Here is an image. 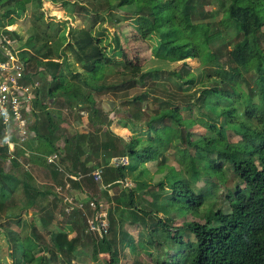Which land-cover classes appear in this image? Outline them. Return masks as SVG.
Segmentation results:
<instances>
[{"label": "trees", "instance_id": "trees-1", "mask_svg": "<svg viewBox=\"0 0 264 264\" xmlns=\"http://www.w3.org/2000/svg\"><path fill=\"white\" fill-rule=\"evenodd\" d=\"M31 1L33 0H0V10L5 8L0 13V35L13 36L16 33L5 28V25L12 22L10 15L14 11L23 13L25 4ZM41 1L43 2L39 0ZM113 7H123L125 12L136 14L144 38L149 37L152 32L159 33L156 48L153 47L154 57L166 62H181L180 69H174L172 73L182 88H190L196 84L197 77L188 66V59L196 57L204 65H212L210 69L214 71L209 73V80L214 82V85L197 87L193 93L187 95L185 103H178L174 92L165 98L155 95L153 98L158 101L156 106L147 105L146 109H142V102L148 98L149 93L133 96L131 103L138 104V107L134 110L129 109L128 117L132 121L140 122L141 128L143 125L149 127L145 139L134 136L123 145L121 138L114 135V138L104 140L100 149L98 143L100 129L97 122L92 123L94 131L77 133L69 137L62 151L61 161L67 171L83 176L79 181L66 178L74 188L80 189L82 181L88 183L92 191L98 188L99 183L92 175V168L87 164L92 160L96 169H103L105 181L125 179L127 174L132 175L138 171L137 189L127 188L114 198V204L118 208L117 212L111 210L109 213V230L114 232L110 238L108 235L92 236L93 234L88 232L86 217L81 209H74L70 213L64 210L70 216L69 219L64 221L63 227L55 231L50 230L56 217L55 203L59 201L55 195L47 205L38 208L40 225L48 230V241H42L44 237L37 223L26 222L27 233L22 238L14 239L10 256L16 264L21 260L22 263L34 261L36 264H49L60 260L61 264H70V259L75 256L74 251L80 244H84L83 238L87 236L96 260L99 258L98 254L106 253L109 256L107 264H120L116 246L118 238L115 237L117 233L115 230L118 231L121 226L117 221V218H120L125 223L139 224L146 231H151L148 233L149 239H139L135 245L128 241V244L132 246V250L141 248L157 255L156 260L152 259L158 264H264V0H224L223 9L226 7L231 22L235 23L240 32V40L228 50L225 60L220 59L219 54L222 49L228 48L229 44L225 43L211 49V36H208L196 22L197 18H205L209 11H204L203 6L201 7L196 0H117ZM4 19L7 20V24L4 23ZM103 35L104 33L96 35L94 28L73 30L68 45L81 64L82 71L77 72L69 68L66 60L64 62L55 60L61 54L58 55L52 50L54 46L49 47L46 44L44 47H47V50L43 52L42 47H35V41L31 38L28 40L32 49L42 53L39 54L40 57L46 59L42 62L34 57L37 66L43 63L52 77L45 95L54 109H47L38 103L39 101L34 102V106L42 110L43 120L34 128L40 138L47 140L46 152L53 151V137L59 128L58 111L55 109L68 106L74 108L79 102L87 103L95 118L108 123L107 115L102 110L94 108L95 101L91 91L100 92L101 88L107 92L118 91L130 82L122 81L116 84L106 82V69L114 64L116 57H123V53L117 34L113 35L115 46L109 48L111 53L102 45ZM20 56L26 65L30 63L31 57H25L23 54ZM0 58H3L1 48ZM124 61L126 63V60ZM183 67L189 70H181ZM65 71L70 75V79L64 74ZM252 71L256 75L254 82L258 88L247 89L248 79L244 78L243 72ZM148 76L154 80L158 76V71L150 70ZM138 82L139 79L131 81L130 87L136 86ZM85 88L90 93L82 95L81 91ZM258 89L262 97L255 104L252 97ZM182 104H187L186 107H198L199 111L207 115L206 127L215 132L216 136L199 139L193 137L191 128L194 127L196 119L191 115L189 117L182 115L181 108L185 107ZM144 113L147 119L142 117ZM220 117L224 118V124L218 122ZM255 119L260 123L258 126L249 122ZM228 130L239 134L241 140L229 141ZM111 133L112 131L108 129L104 132L105 137H109ZM0 137L5 138L2 121ZM74 141L76 143H73ZM78 141H86L85 151L81 149ZM169 147L175 150V158L177 157L183 168L178 169L169 165L167 176L159 181L156 191L149 190L152 209L139 208L137 200L142 198L139 191L149 187L147 164L153 161L163 164L165 152ZM80 151L86 155L83 160L77 157ZM124 155L128 156V165L114 167L109 163L111 157ZM6 158L8 147L0 145L2 179L0 199L6 195L2 186L3 181L13 183L9 182L10 191L14 190V181L17 182L16 177L7 174L1 166V162ZM9 160L16 164L15 159ZM226 165L234 171L239 183L228 195L230 209L223 211L210 208L202 215L205 219L203 223L185 221L181 227L173 229L172 222L176 216L189 213L200 215L204 207L208 191L205 186L199 190L193 186L198 180L197 172L203 171L207 176H214L222 173ZM53 171L55 175L60 174L57 167H53ZM61 175L62 178L57 180L63 186L66 183V176ZM18 181L20 182V179ZM22 182L28 198L25 205L31 206V200L35 195L47 196L46 190L41 191L32 187V192L29 181ZM91 201L95 208L89 205ZM87 202V209L98 208L97 200L89 197ZM23 209L24 206L18 209L20 216ZM172 213L174 215H171ZM0 227H4L3 224L0 223ZM72 232L74 234L69 236ZM159 234H162V238ZM126 236L127 233L124 232L121 240L124 241ZM36 247L38 250L35 252ZM158 249L164 256L167 255L168 249L171 256L161 257L155 254L153 250ZM40 251L42 254L35 256V259H29L26 255V253L34 255Z\"/></svg>", "mask_w": 264, "mask_h": 264}, {"label": "rangeland", "instance_id": "rangeland-1", "mask_svg": "<svg viewBox=\"0 0 264 264\" xmlns=\"http://www.w3.org/2000/svg\"><path fill=\"white\" fill-rule=\"evenodd\" d=\"M196 2L201 5V7L203 6L202 9H204V11H209L205 18H197L196 22H198L200 28L202 27L205 30L208 36H211V49L218 48L225 43L229 44L228 48L222 49L219 54V58L225 60L228 50L233 48L235 43L240 40V32L238 28L235 23L231 22L228 13L225 10L226 7L223 9L224 0H196ZM115 3H117V0H97L93 2L87 0H57V2L43 0V2H39V0H33L25 4V14H27V17H24L23 13H19L18 11L12 13L14 14L13 17L11 16L12 14L10 15L12 17V24L10 23L9 25L11 27L15 26L21 34V37L17 38L16 36L18 42H16V39L13 40V46L17 49L19 48L18 45H22L31 38L35 41V47H42L41 50L43 52L47 50V47L44 46L48 44L49 47L54 46L52 50L56 51L58 55L61 53L62 55L70 54V56L74 57V61L78 62L68 45L73 30L78 29V27L94 28L96 35L98 33H104L103 37H101L103 40L102 45L106 46L108 53H111L109 48L115 46L113 35L117 34L120 39L123 57H116L114 64L106 69V82L108 84H116L121 83L122 81H130L126 83V87H130L131 81L139 79V82L136 86L130 88L124 87L122 90H114L115 92H107V90H105V93L98 94L97 97L98 99L103 97V99L108 98L116 101H119L121 98L130 100L129 106L118 104L119 106L117 108H125L126 110L129 108L134 110L135 107H138V104L134 105L131 103L132 98L133 96L144 92L149 94L148 98L142 102V109H146V106L151 104L156 106L158 101L153 98L155 95L165 98L174 92L175 95H177L176 101H178V103H185L187 95L193 93L197 87L214 85V82L209 80V73L214 71L210 69L212 65H204L202 61L196 57L194 59H188L189 69H191L197 77L196 84L190 88H182L180 83L177 82L176 76L172 73V70L180 69L182 65L181 62H166L154 57L153 47L156 48L160 36L159 33L152 32L149 37L144 38L143 29L137 21L138 16L136 14L125 12L123 7H113ZM4 9L5 8L1 9L0 13L3 12ZM3 21L5 24L8 23L6 19ZM5 45L7 46V44L2 43V41L0 42L1 50L4 51L6 49L4 47ZM31 50L33 51V49ZM33 52L38 55L42 54L35 51ZM31 60L32 62L30 65L33 66L34 57L31 56ZM124 60H126V63ZM78 64L79 67H81L79 62ZM189 69L185 67L181 68V70L186 71ZM150 70L153 72L158 71V76L154 80L148 78V72ZM243 75L245 79H248V83L246 84L247 89L258 88L254 82L256 75L253 71L243 72ZM185 87H187V85ZM261 97V91L259 92L258 89V92L252 97L253 103L257 104ZM182 105L185 106L184 108H181L182 115L184 117H189L191 115L196 119L194 127L191 128L193 137L199 139L200 137L216 136L215 132L210 131L206 127L207 125L205 124V121H207V115L199 111L198 107H186L187 104ZM127 106L129 108H127ZM258 107L259 106H257V108ZM117 108H115L116 111ZM142 117L147 119L145 113L142 114ZM223 119V117H220L218 122L223 123ZM249 122L254 126L260 124L257 119L249 120ZM227 135L229 137L228 140L231 142L241 140V136L232 130H228ZM191 152H193V150H191ZM176 158L175 150H172L169 147L167 152H165L163 164L160 165L158 161L148 163L149 187L142 188L141 191H139L142 195V198L137 200V206L139 208L152 209L149 190L156 191L159 181L167 176V168L169 165L176 166L178 169L183 168V165ZM134 175L137 177L138 173H135ZM197 176L198 180L193 186L198 190L205 186L208 191L204 207L202 208L200 215L189 213L184 216H176L175 220L172 222L173 229L181 227L185 221H197L203 223L205 219L202 215L205 214L207 210H210V208L213 210L221 209L223 211H228L230 209L228 195L235 190L236 185L239 183L234 171L229 165H226V168H224L222 173L215 174L214 176H207L203 171H198ZM126 189L127 188H123L120 185L115 186L112 189L113 194H108L109 197L107 198L105 193L97 188L95 191H92L90 197L99 201L98 203L102 204L100 208L109 214L111 210L117 212L118 206H115L114 198L119 196L120 193ZM132 189H137V187L133 185ZM19 195L20 194L16 195L14 201H17ZM57 200L59 201H56L55 203L57 205V208L55 209L56 217L50 226V230L52 231L63 227L65 224L64 221L68 220L70 217L66 214V211L65 213L64 210H62L60 199L57 198ZM97 209H95V212ZM86 210L88 215H85V217L89 230L88 219L92 215V210ZM171 215H174V213ZM107 219L108 221L110 220V214ZM30 220H24L22 223L18 224V227L10 221L3 224L4 227L7 226L9 229V234L4 240L3 238H0V264H16L13 261V257L10 256L9 250L13 249L15 238H22L27 233L25 232V223ZM32 221L39 226L38 228L44 237L42 241H48V230L40 225V221ZM117 221L121 225H119L120 228L118 231L115 230V232H117L115 237L116 239L118 238L116 240V246L119 252L120 264H158L153 261V259L156 260L157 255H154L152 252L149 253V250L146 249L143 250L141 248H136L135 250H132V246L128 244V241H132L135 245L139 239H149L148 233L151 231H146L145 228L139 224H133L131 222L125 223L120 218H117ZM88 232L92 235L90 230ZM124 232L127 233V236L124 238L125 240L122 241L121 239ZM113 234L114 232L109 230L107 235L110 238ZM159 236L162 238V234H159ZM184 237L187 238V235L184 234ZM126 238L128 240H126ZM83 240L84 244H80L78 246L79 250L77 248V250L74 251L75 256L70 259V264H107L109 256L106 253H100L98 254V260H96L93 255V247L89 242V238L86 236ZM38 246L42 249L39 244ZM37 250L38 247H36L35 252ZM42 251L37 252L34 255H31V253H26V255L29 259H35V256L42 254ZM153 252L161 257L171 256L168 249H166V256L163 255L160 249L153 250ZM45 253L48 255L47 252ZM19 264L36 263L34 261H24L22 263L21 260ZM49 264H61V261H53Z\"/></svg>", "mask_w": 264, "mask_h": 264}, {"label": "crops", "instance_id": "crops-1", "mask_svg": "<svg viewBox=\"0 0 264 264\" xmlns=\"http://www.w3.org/2000/svg\"><path fill=\"white\" fill-rule=\"evenodd\" d=\"M25 13H26V10H24L23 16L27 17V14ZM13 15L14 14H12L11 16L13 17ZM5 28H7L8 30H11V32L13 31L16 32L14 33L13 36L5 35L7 39L9 40V44H7V46L6 45L4 46L6 49L8 48V46L10 48H13L14 50H16L20 58H21L20 55L23 54V56L25 57H31V56L36 57L38 61L41 60L43 62L46 60L45 58L40 57L41 54L37 55L33 52L34 50L33 51L31 50L32 46L28 44L29 43L28 40L23 44L21 43L22 45H18L19 48L16 49L13 46V40L16 39V42H18L17 38L21 37L19 30H17L15 26L11 27L9 24L5 25ZM1 36L3 37L4 35H0V42L2 38ZM55 60L58 62L59 61L64 62L66 60L68 62L69 68L73 72L82 71L81 67H79L78 62L77 61L75 62L74 57L70 56V54L62 55L61 53L60 57L55 58ZM31 62L32 60L30 61V63ZM30 63H27V70L29 72L31 80L38 79L41 82V85L37 93L35 94L34 100L31 102V110L29 112L27 111L24 114L23 120H25L24 122H26L29 127V136L25 140H20V133H18L15 129L13 130V133L10 136V140L8 142H6L7 135L5 131H4L5 138L2 139L0 137V145H7L8 147V158H6L5 160L1 162V166L3 167L4 171H6L7 174L13 175L17 179V182L14 181L15 186H14L13 191H10V188L8 187L9 182L11 184L13 183L11 181H3L2 186H3L4 192H6V195L0 199V223L5 224L6 222L10 221L11 223L15 224L17 227H18V224L22 223L26 219L27 220L31 219L30 221L32 220L40 221L39 215H38V208L41 206L47 205L50 202V200H52V198L55 197V195L61 200L60 201V203L62 204L61 208H63L62 210H64L65 206L68 203L64 202L62 198V194H59L57 192V187L62 186V184H59L57 180L58 178L60 179L62 178L61 174H64V176H66L65 177L66 183L63 186L65 185L69 186V190L67 191L64 190V193L68 195H73V194L78 195V197L75 198V201L79 200L82 202L83 207H84L82 211L84 212L85 215H88L87 210H86L87 209L86 206L88 205V202L86 200L90 197V195H92L91 193L92 190L88 186L89 184L82 181L81 182L82 186L79 189V188H74L71 182L66 180V178H69L72 180L79 181L83 178V176L77 175V173L74 174V173L67 171L64 163L61 161L62 158H60V163L61 165H63V170H59L57 168V171L60 174L55 175L56 173L53 171V167H57V166L53 164H48L45 160L47 155H50L53 152H55L56 146L60 148L61 153H62V151H64L66 142L68 141L67 139H69V137H72V135L77 134V133H86L89 131H94V127L92 126L93 122H97V125H99L97 127H99L100 129L98 131V136H99L98 143H99L100 149H101L100 146H102L101 145L102 142L106 140L107 138H114V135L120 137L121 138L120 140L122 144L124 145V144H127L129 139L133 138L134 136H141L144 139L147 138V132L149 131V127L147 125H143L141 128L140 122L135 121V120L132 121L131 118L128 117L129 109H130L128 106H129L130 100L121 98L119 101H116V100H111L108 98L103 99V97L98 99L97 97L98 94L105 93V91H102V88H101L100 92L91 91L92 93L91 96L93 100L95 101L94 108L102 110L107 115L109 122L103 123L100 121V119L95 118L94 114L88 108L87 103L79 102V104L74 108H70L68 106L64 108L60 107V109H55L56 111H58L57 119L59 122V128H58V131L55 133V137H53V145H54L53 151L46 152L48 149L46 146L47 140L45 138H40V136H38L34 128V126H37V125L39 126V124L43 121L41 120L42 110L38 107H35L34 102L39 101L38 103H40L41 105H44L47 109H51V110L54 109L53 106L50 104L49 99L45 95L47 91V87L49 86L48 82L52 80V77L48 73V71H46V68L42 65L43 63L39 64L38 66H37L36 61L33 62V66L30 65ZM64 74L67 75L68 79L71 78L70 75L67 74L66 71L64 72ZM87 92L90 93V91H88V89L86 88L83 91H81L82 95L86 94ZM118 104L128 105L127 108L129 109L126 110L125 108L124 109L117 108L119 106ZM115 108H117V111L115 110ZM118 109H121V110H118ZM35 116H37V122L34 121L33 123L32 118L34 119ZM108 129L112 131V133L111 135H109V137H105L104 132L107 131ZM73 143H76V141H74ZM78 143L80 144L79 146L81 147V149L85 151L86 141H82V142L78 141ZM83 153L84 152L81 153L80 151L77 154V157L80 158L81 160H83L86 156ZM70 156L72 157V154H70ZM124 156L127 157L126 165H128L129 164L128 156L126 155ZM118 157H122V156H115V158H118ZM113 158L114 157H111L109 159V163L115 167V165L111 162ZM9 159H15L16 164L10 161ZM87 164L92 168L91 170L94 171L96 169L94 166V161L91 160ZM135 173H138V171H136ZM134 174L132 175L127 174L125 179L132 180L135 183L134 186H136L138 183V179ZM18 179H20V182L18 181ZM22 180L29 181L28 183L31 184L30 185L31 191H32V187L38 188L41 191L46 190L47 196L41 197L39 195H35L32 200L30 199L32 205L31 206L25 205L27 203L28 198L25 195V191L23 189L24 182H22ZM119 180L121 179H111V180L105 181L103 178L102 184L98 182L99 183L98 189H100L101 192L105 193V195L108 198L109 195L113 194L112 192L113 187L119 186V185L122 187V184L119 182ZM1 182H2V179L0 178V183ZM15 194L21 195V196L19 195L17 201L16 200L14 201L16 197ZM30 197H31V194H30ZM93 199L96 200L95 198ZM84 202H85V206H84ZM22 206H24V209L22 210V213L20 216L19 215L20 212L18 209L19 207H22ZM90 210H92V215L88 219V223L91 219L94 218L95 213H96L93 207H91ZM11 214H15L16 216H11ZM0 230H1L0 238H3V240L6 239L7 235L9 234L8 233L9 229L6 226V227H0ZM25 232H27V230H25ZM73 234L74 232H72L69 236H72ZM78 250H79V247H78ZM9 251L11 252V250Z\"/></svg>", "mask_w": 264, "mask_h": 264}, {"label": "built area", "instance_id": "built-area-1", "mask_svg": "<svg viewBox=\"0 0 264 264\" xmlns=\"http://www.w3.org/2000/svg\"><path fill=\"white\" fill-rule=\"evenodd\" d=\"M1 41L4 44H9V40L5 35L1 38ZM40 85L41 82L38 79L31 80L26 62L19 57L16 50L10 47L7 48L3 52V58H0V121H2L4 131L7 135L6 142L10 140V136L15 129L20 133V140L28 138L29 127L24 122L25 120H23L24 114L31 110V102L34 100ZM32 120L33 123L34 121L37 122V116L34 119L32 118ZM60 158H62V153L60 148L56 146L55 152L47 155L45 160L48 164L56 165L59 170H63ZM111 162L117 167L119 165H125L127 164V157H114ZM92 175L97 182L103 183L102 168L95 169ZM119 182L122 184V187L128 189H131L135 185L132 180L128 179H121ZM64 190H69V186L57 187V192L62 194L63 201L68 203L64 210L67 213H70L73 209L83 210L82 202L79 200L75 201L78 195L65 194ZM90 205L95 208L93 201L90 202ZM100 206L102 204L98 203L99 208L94 218L89 221V230L95 237L107 235L110 228L107 219L108 212H105Z\"/></svg>", "mask_w": 264, "mask_h": 264}]
</instances>
